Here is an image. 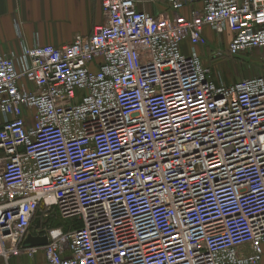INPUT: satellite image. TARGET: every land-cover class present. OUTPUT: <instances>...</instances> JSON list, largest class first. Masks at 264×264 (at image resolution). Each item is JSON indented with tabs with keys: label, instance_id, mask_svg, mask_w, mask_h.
<instances>
[{
	"label": "built area",
	"instance_id": "2783aa9c",
	"mask_svg": "<svg viewBox=\"0 0 264 264\" xmlns=\"http://www.w3.org/2000/svg\"><path fill=\"white\" fill-rule=\"evenodd\" d=\"M100 1L90 34L0 55V264H259L264 74L208 63L264 52V0Z\"/></svg>",
	"mask_w": 264,
	"mask_h": 264
},
{
	"label": "crops",
	"instance_id": "0c3cea01",
	"mask_svg": "<svg viewBox=\"0 0 264 264\" xmlns=\"http://www.w3.org/2000/svg\"><path fill=\"white\" fill-rule=\"evenodd\" d=\"M138 1L142 3L138 6L141 11L155 14L167 9L163 3L153 7L146 4L147 0ZM182 13L187 14L188 9ZM103 20L100 0H0V55L19 54L24 47L37 44H70L76 35L90 34ZM205 34L211 43L210 32ZM9 264L46 262L43 252H39L33 258H13ZM259 264H264V258Z\"/></svg>",
	"mask_w": 264,
	"mask_h": 264
},
{
	"label": "rangeland",
	"instance_id": "374dc122",
	"mask_svg": "<svg viewBox=\"0 0 264 264\" xmlns=\"http://www.w3.org/2000/svg\"><path fill=\"white\" fill-rule=\"evenodd\" d=\"M208 37L211 39V49H222L225 51L228 39L226 35L218 37L216 34L210 33ZM220 42V43H219ZM201 56L204 60L208 59V50L203 48L200 50ZM264 56L263 51H255L248 54L239 56L238 58H221L214 62H209L208 65L212 71V77L214 80H222L225 83H233L242 79L251 78L257 75L264 74V70L260 64V58ZM48 224L51 226H62L59 220L48 219Z\"/></svg>",
	"mask_w": 264,
	"mask_h": 264
},
{
	"label": "water",
	"instance_id": "95a60500",
	"mask_svg": "<svg viewBox=\"0 0 264 264\" xmlns=\"http://www.w3.org/2000/svg\"><path fill=\"white\" fill-rule=\"evenodd\" d=\"M46 243V238H33L28 236L24 242L25 245L28 246H41Z\"/></svg>",
	"mask_w": 264,
	"mask_h": 264
}]
</instances>
